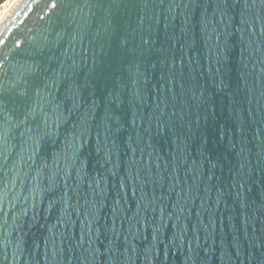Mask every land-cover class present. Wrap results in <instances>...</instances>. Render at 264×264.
Instances as JSON below:
<instances>
[{
	"label": "water",
	"instance_id": "water-1",
	"mask_svg": "<svg viewBox=\"0 0 264 264\" xmlns=\"http://www.w3.org/2000/svg\"><path fill=\"white\" fill-rule=\"evenodd\" d=\"M0 64V264H264V0H22Z\"/></svg>",
	"mask_w": 264,
	"mask_h": 264
},
{
	"label": "bare ground",
	"instance_id": "bare-ground-1",
	"mask_svg": "<svg viewBox=\"0 0 264 264\" xmlns=\"http://www.w3.org/2000/svg\"><path fill=\"white\" fill-rule=\"evenodd\" d=\"M22 2V0H16L11 5H8L4 13L0 15V25L4 20L8 18V16L15 10V8Z\"/></svg>",
	"mask_w": 264,
	"mask_h": 264
},
{
	"label": "rangeland",
	"instance_id": "rangeland-1",
	"mask_svg": "<svg viewBox=\"0 0 264 264\" xmlns=\"http://www.w3.org/2000/svg\"><path fill=\"white\" fill-rule=\"evenodd\" d=\"M16 0H0V15L4 13L8 5H11Z\"/></svg>",
	"mask_w": 264,
	"mask_h": 264
},
{
	"label": "snow or ice",
	"instance_id": "snow-or-ice-1",
	"mask_svg": "<svg viewBox=\"0 0 264 264\" xmlns=\"http://www.w3.org/2000/svg\"><path fill=\"white\" fill-rule=\"evenodd\" d=\"M52 7H53V8H55V7H56V4H55V2H53V3H52ZM0 67H3V65H2V64H0Z\"/></svg>",
	"mask_w": 264,
	"mask_h": 264
}]
</instances>
